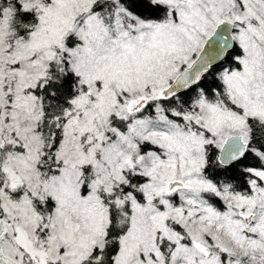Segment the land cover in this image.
Masks as SVG:
<instances>
[{
    "label": "snow or ice",
    "instance_id": "6c2138e0",
    "mask_svg": "<svg viewBox=\"0 0 264 264\" xmlns=\"http://www.w3.org/2000/svg\"><path fill=\"white\" fill-rule=\"evenodd\" d=\"M0 264H264V0H0Z\"/></svg>",
    "mask_w": 264,
    "mask_h": 264
}]
</instances>
